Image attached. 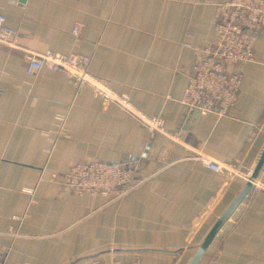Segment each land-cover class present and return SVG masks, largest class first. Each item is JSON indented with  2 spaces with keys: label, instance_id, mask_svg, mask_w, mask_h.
I'll return each mask as SVG.
<instances>
[{
  "label": "crops",
  "instance_id": "0c3cea01",
  "mask_svg": "<svg viewBox=\"0 0 264 264\" xmlns=\"http://www.w3.org/2000/svg\"><path fill=\"white\" fill-rule=\"evenodd\" d=\"M225 1L0 0V14L19 32L20 48L0 45L4 264H90L95 257L190 264L264 146V32L256 60L242 68L236 108L228 116L182 122L195 61L216 43ZM48 50L90 57L94 76L160 118L181 144L151 136L91 91L77 94L65 76L47 70L28 76L27 52ZM199 153L240 170L230 181L195 160ZM162 155L169 168L159 162ZM95 160H138L144 182L118 204L75 196L63 185L64 175ZM200 264H264V190H253Z\"/></svg>",
  "mask_w": 264,
  "mask_h": 264
},
{
  "label": "built area",
  "instance_id": "2783aa9c",
  "mask_svg": "<svg viewBox=\"0 0 264 264\" xmlns=\"http://www.w3.org/2000/svg\"><path fill=\"white\" fill-rule=\"evenodd\" d=\"M216 28V43L199 53L189 78L182 99L185 108L183 124H187L195 115L228 116L236 108L243 80L242 68L256 60V42L264 32V0H226L221 6V17ZM81 29L82 25L78 24L72 33L79 36ZM0 45L20 49L19 32L8 26L1 14ZM90 64L91 58L85 55H65L51 50L43 53L27 52L26 74L32 77L47 70L65 76L72 82L77 94L91 91L103 104L119 107L147 129L151 136L160 135L172 144H181L179 135L169 132L160 118L149 116L131 103L127 96L117 93L106 80L94 76L90 72ZM194 159L201 161L216 174H224L230 181L241 167L216 162L201 153L196 154ZM159 162L163 169L172 165L166 155L160 156ZM143 182L138 160L124 163L95 160L73 165L64 175L63 185L77 197L101 196L108 204H118ZM255 190H264V182L260 179ZM13 221L22 222V219L15 217ZM13 231L14 227L11 226L9 233L12 234ZM0 264H4L1 259ZM90 264L141 263H107L95 257Z\"/></svg>",
  "mask_w": 264,
  "mask_h": 264
},
{
  "label": "water",
  "instance_id": "95a60500",
  "mask_svg": "<svg viewBox=\"0 0 264 264\" xmlns=\"http://www.w3.org/2000/svg\"><path fill=\"white\" fill-rule=\"evenodd\" d=\"M21 2H25L26 0H20ZM264 169V146L250 172L247 174L245 178V183L242 191L237 196V198L233 201V203L225 210L222 216L219 218L215 226L211 229L201 246L199 247L197 253L194 258L190 262V264H200L207 254L208 250L215 242V240L220 236L238 210L241 208L246 199L251 195L253 190L256 189L262 171Z\"/></svg>",
  "mask_w": 264,
  "mask_h": 264
}]
</instances>
